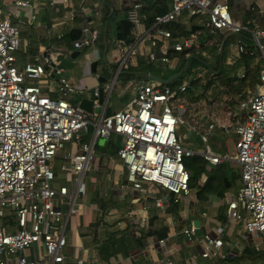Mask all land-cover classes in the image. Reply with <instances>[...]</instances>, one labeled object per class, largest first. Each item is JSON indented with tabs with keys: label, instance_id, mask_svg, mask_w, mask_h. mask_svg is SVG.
<instances>
[{
	"label": "built area",
	"instance_id": "1",
	"mask_svg": "<svg viewBox=\"0 0 264 264\" xmlns=\"http://www.w3.org/2000/svg\"><path fill=\"white\" fill-rule=\"evenodd\" d=\"M141 9V1L135 0L125 10L133 26V42H119L123 54L105 85L107 92L116 84L120 70L131 66L137 55L170 71L174 66L167 57L169 51L199 50L195 36L173 39L163 28L169 23H186L191 17L205 15V26L213 35H238L245 30L232 19L227 0H170L169 11L156 16L150 27H144ZM46 14L52 17L50 24L39 22ZM100 18L101 7L93 0H0V264H67L68 218L79 217L89 208L78 204L77 198L86 194L84 178L94 160L96 141L112 135L122 137L123 142L115 157L109 158L113 163L119 161L130 188L145 194L149 190L143 185L158 187L171 195L173 204L190 194L184 158L199 155L213 166L235 164L240 170V187L222 200L225 221L218 233L232 225L243 227L253 239L264 238V31L255 29L251 33L260 53L261 69L256 88L237 104L238 112L244 115L242 121L223 125L204 121L206 114L190 118L193 103L184 98L187 88L192 81H199L200 88L206 85L205 71L197 69L175 88L149 79L148 74L146 79L129 81V101L108 117L93 114L92 119L69 102L68 98L78 92L77 86L60 63L73 52L93 48L99 42ZM75 21L79 22L80 34L69 48L39 44L38 52L28 55L31 44L21 39L19 27L43 29L46 40L60 39ZM21 40L25 61L19 66L15 54ZM55 48L59 53L51 52ZM248 52L239 40L230 43L227 62L233 63ZM90 64L87 61V69ZM91 95L97 96L98 88ZM94 106L98 107L96 100ZM181 125L187 135L199 137L203 149L190 150L181 145L175 136ZM229 128L236 138L233 154L212 152L207 136L213 130ZM67 145H76L73 154ZM59 174H68L74 183L52 186ZM63 206L66 213L62 222ZM154 206L165 217L164 201L156 199ZM146 221L140 217L131 223L134 235ZM196 231L197 227L190 224L181 233L192 241ZM197 242L202 259L218 256L223 246L220 236L207 233ZM95 262L96 257L74 259V264Z\"/></svg>",
	"mask_w": 264,
	"mask_h": 264
},
{
	"label": "crops",
	"instance_id": "2",
	"mask_svg": "<svg viewBox=\"0 0 264 264\" xmlns=\"http://www.w3.org/2000/svg\"><path fill=\"white\" fill-rule=\"evenodd\" d=\"M93 1L99 4L101 7V18L99 19L98 23L100 30L102 28L103 39L102 41L99 40L98 48L95 46L85 50L83 54L80 52V57L72 62L74 65L79 62L83 63L84 65L87 63V61H90L91 63L95 62L96 72L91 74L90 67L88 69L84 68L82 76L77 80L70 78L77 86L78 92L74 95H71L68 100L71 104L74 103V106H78L81 98L88 95L92 97L91 92L93 89H99L102 87L104 97L103 108L98 106L97 112L94 113L95 115H100L105 112V107H110L112 112H115L124 106L123 103L122 106L120 105L116 109H113L110 98L107 101V91L105 89V85L109 82L112 74L114 73L111 72L110 66H116L120 56L123 54V50L119 41L115 40V37L113 36L114 18L119 15L124 16L126 8L135 0ZM245 2V6H248L250 3L255 5L257 12L262 19L261 22H256L254 24L255 28H259L264 31V0H245ZM105 5L109 7V17L108 19L106 18L105 20H102V16L104 15L103 6ZM42 20L45 21L44 24H46V21H52V17L50 14H46L41 17L40 21L42 22ZM77 27L79 28V26ZM144 27L140 28L139 31H141ZM42 40L43 43L38 42L37 45H44L45 42L47 46H51L49 43L52 40L51 38ZM109 41L113 48L110 54V62H107L106 53L108 51ZM261 41L263 44L264 39H261ZM252 43L255 47L253 40ZM55 46L59 45L55 44ZM139 49L140 52L143 53V47L141 46ZM254 51L258 54V56L251 63V65H253L255 61L261 63L260 53L256 47L254 48ZM101 54H103V56ZM139 58H142V56L137 55L132 58L131 66H136ZM24 61L19 64V66H21ZM101 62L103 63V69L100 71L99 63ZM104 73L108 74L109 78L107 82L100 84L99 77ZM241 75L244 76L243 69L238 70V76L243 78ZM53 96L56 97V95ZM237 98L238 95H235L234 97L230 95L220 96L219 101L220 104L223 103V107L221 108L223 112H220V116L212 114L213 112L211 115L206 113L207 118H204L208 121H217L219 124L223 125H233L235 122L242 121L244 119V115L238 112ZM210 100L211 102L208 103L207 106L209 109H214L213 106H215L216 102L215 100ZM91 117L93 119V115ZM217 130L224 133L229 131L232 133L231 128H229L227 131H224L223 129ZM193 137L196 136L190 135V139ZM98 140L102 142V145L105 142L104 139ZM115 144L118 146V148L121 147V145L118 144L117 139L115 140ZM95 156L96 158L93 160V165L91 167V180L93 181V184H85L86 194L84 197H81V202L89 208L81 216L75 217V223L77 226L79 225L75 228V232L78 235L76 237V245L73 247L67 242V253L69 255L67 264H74V259L76 258H95L96 246L100 241H102L106 232L109 230H112L113 228H121L127 224L131 225L133 221H137V219L140 217L146 218L148 220L150 217L149 209L153 207L154 201L156 199H162L166 209H168L170 206V195L158 187L150 186L149 191L145 194L142 192L133 191L125 180V175L123 174V170L121 169L122 167L119 161L113 163L110 160L109 157L112 158L115 157V155H110L107 152H95ZM236 191L228 194H233ZM93 198L107 202L104 205V209H99L94 203ZM220 204L221 202L219 200H211L210 203L203 207V210H201V207L198 205L196 200L194 191H191L190 194L178 204V211L175 217L170 214H165V217H163L158 211L162 224L168 227L170 231L166 238L151 239L144 249L130 251L126 256L118 255L117 257L110 260V264H163L166 261H171L173 264H203L204 260L198 255L200 246L197 242V238L199 239L203 234L206 233L211 237H222V234H225V237H227L230 241L233 238V228L235 226L229 227L220 235L218 233L221 224L216 219V213ZM154 210L157 211L158 209H156L154 206ZM190 224H193L197 227V231L195 232L194 239L192 241H189L186 236L181 233V230L189 227ZM242 239L243 240L240 243V246L243 249L245 247L252 248L250 243L254 241L253 238H251L245 232L244 238ZM160 241H163V243L161 244ZM224 244H226V246L230 245L232 247V244H230L229 241L225 242ZM243 249L238 251L233 248H225L223 245L218 256L223 257L226 254L227 257H237L240 255ZM28 255L31 256V253L29 252Z\"/></svg>",
	"mask_w": 264,
	"mask_h": 264
},
{
	"label": "trees",
	"instance_id": "3",
	"mask_svg": "<svg viewBox=\"0 0 264 264\" xmlns=\"http://www.w3.org/2000/svg\"><path fill=\"white\" fill-rule=\"evenodd\" d=\"M140 1L142 3V23L145 27H150L156 16L163 15L169 11L170 0ZM245 3V0H227L228 10L232 19L240 22L245 27V30L238 35L211 34L209 29L205 26L207 21L205 15L191 17L186 23H169L163 27L171 32L173 39L195 36L199 43V50L190 49L181 53H174L172 51L167 53V57L170 59L174 68L169 71V75L159 77L160 79L166 80L178 73L182 69L187 58L188 68L179 78L165 84L166 86L175 88L187 77L191 76L193 74L192 70L197 67L198 64H201L205 71L206 85L202 87L204 90L211 88L213 85H217L220 87L219 92L221 96L230 95L234 97L238 95L237 101L240 102L247 93L252 92L256 88L259 83L258 74L261 69V63L255 61V63L251 65L258 56L254 51L255 47L252 43L251 33L256 29L254 24L256 22H261L262 19L254 4L250 3L248 6H245ZM103 9L104 15L102 16V20H105L109 17V7L105 5ZM42 22L44 23L45 21L42 20ZM79 34V28L74 25V27L60 39H53L52 41L59 46L69 48L71 44L79 38ZM113 36L115 40L123 42L126 45H130L133 42V26L127 21L126 14L114 18ZM237 40H239L249 52L248 54L241 55L235 62L228 63L226 58L227 47L230 43L236 42ZM40 42L43 43V41ZM37 52L38 48L34 45H31L27 49L29 56H33ZM209 52L214 54L213 64H209L203 59ZM83 53L84 51H82V54ZM220 59L221 68L220 72L217 73ZM110 69L111 72H115L117 65L110 66ZM239 69H243L244 71L243 78L238 76ZM160 70H162L161 67L147 62L143 58H139L136 66L132 65L127 69L120 70L116 82L123 87L129 81L146 79L147 74L157 76V72ZM104 77L108 80L109 75L104 73ZM198 88H200L199 81L190 82L185 95L189 102L196 103L199 101L201 95L195 96L194 94ZM246 89L251 90L247 91ZM72 105H74V103ZM187 136L188 139H190V135ZM118 149L113 138L105 140L103 145L102 142L98 140L94 146V151L96 153L107 152L110 155H116ZM183 166L189 174L188 188L190 192L194 191L201 210H203V207L209 204L211 200H219L221 202L216 213V219L222 224L225 221V206L222 204V200L226 194L234 192L239 188L240 174L234 168L230 167L227 162L213 166L199 155L184 158ZM169 197L170 206L166 209V215L170 214L175 217L178 211V204H173L171 195ZM93 201L99 209H104V205L107 203L94 198ZM149 211L150 217L146 221L144 227L138 228L137 235L132 233L134 227L128 224L121 228H113L106 232L105 237L96 246L97 262L94 264H110V260L118 255L126 256L130 251L144 249L151 239L166 238L170 231L168 227L162 224L158 210L155 211L153 205ZM229 227H232V225ZM263 258L264 250L262 252L258 251L257 248L245 247L237 257H227L226 254L223 257L215 256L211 259H203V264H257L259 261L260 264H262Z\"/></svg>",
	"mask_w": 264,
	"mask_h": 264
},
{
	"label": "rangeland",
	"instance_id": "4",
	"mask_svg": "<svg viewBox=\"0 0 264 264\" xmlns=\"http://www.w3.org/2000/svg\"><path fill=\"white\" fill-rule=\"evenodd\" d=\"M39 22H40V19H39ZM47 24H50L51 21L48 20L46 21ZM75 26H79V22H75L74 23ZM98 27L100 28L99 26V23L97 24ZM112 26V25H111ZM19 31H20V36H21V39H26L31 45H34V46H37L38 47V42L40 41H43L42 39H44V37H46L45 35V32L43 31V29H37V30H32V29H27L25 27H19L18 28ZM111 30V28H110ZM101 34H100V40L102 41L103 39V34H102V28H101ZM53 40V39H52ZM50 41L49 43L52 45V48L55 46V43L53 41ZM46 41V40H45ZM22 43L23 41L21 40L20 42V46H19V51L15 54V57L17 59V64H21L23 61H24V54L22 53ZM98 44L99 42L95 45L97 46L98 48ZM44 45L45 42H44ZM94 46V47H95ZM112 46L110 44V41H109V45H108V51L106 53V60L107 62H110V54H111V50H112ZM263 48H264V43H263ZM90 51V50H89ZM53 54L55 53H59L57 51V49H52L51 51ZM103 56V54H101ZM69 59V58H68ZM203 59L208 62L209 64H213L214 62V54L212 52H209L208 54H206ZM158 67H161V66H158ZM84 68L87 69V66L86 64L84 65L83 63H76L74 65V67H72L71 70H66L65 71V75L69 78H72L73 80H77L79 77L82 76L83 74V71H84ZM99 68H100V71L103 69V63H99ZM162 70L158 71L157 72V76L158 77H162V76H165V75H169L168 72L169 70L161 67ZM194 69H197L199 72L200 71H204V68L202 67V65L198 64L197 67H195ZM204 79H205V75H204ZM33 83L29 82L28 85H32ZM202 89V90H201ZM246 90H251V89H246ZM220 91V87H218L217 85H213L211 88H207V89H203V88H198L194 94L195 96H199V93H200V98H199V101L198 102H192V106L190 107V118L192 119H198V118H201L202 115L204 114H215L217 116H220V112H223V110H221V108L223 107L222 104H220V99L219 97L221 96V93L219 92ZM243 91V90H242ZM129 87L128 85H125L123 87H121L120 85L117 84H114V87L112 89V92H111V95H110V102L113 106V109H116L118 106H122L123 103L124 105L129 101ZM186 95V94H185ZM184 95V98H186ZM237 97V96H236ZM215 100L216 104L213 108L209 109L208 108V103L211 102V100ZM235 99V98H234ZM236 100V99H235ZM209 110V111H208ZM219 111V112H218ZM205 118H203L204 120ZM207 120V119H205ZM204 120V121H205ZM208 121V120H207ZM209 122V121H208ZM207 122V123H208ZM175 136L177 139H179L181 145L187 147L188 149H192V150H197V149H203L204 148V144L202 142H200L199 140V137H193L192 139H188V136H187V129L185 126L181 125L178 127V130L175 132ZM235 136L229 131L227 133H224V132H221V131H218V130H213L210 132V134L207 136V145L209 146L210 150L214 153H218L219 155H222L224 153H228V154H233L234 152V138ZM111 138H113V140H116L117 139V142L119 145H122V142H123V139L122 137H115L114 135L111 136ZM70 153L73 154V152L75 151L76 149V145H67V148H66ZM96 158L95 154H94V159ZM62 162L61 161H58L57 162V165L58 166H61ZM93 165V162H91L90 164V167L85 175V178H84V183L87 185V184H93V181L91 180V167ZM230 167L234 168L239 174H240V170L239 168L233 164V163H230L229 164ZM60 177L59 179H55L51 184L52 186L54 187H58L59 185H65V186H68V185H72L74 183L73 181V177H70L68 174L67 175H64V174H59ZM89 184V185H90ZM143 187L147 190H149V187L150 186H147V185H143ZM155 187V186H154ZM82 201V198L81 197H78L77 198V203H81ZM63 209V217H62V222L64 221L65 219V206L62 207ZM243 217L247 218V216L242 213ZM79 226V225H78ZM75 223V217L73 216H70L68 218V221H67V224H66V229H65V237H66V240L68 242V244H71V246L73 247L74 245H76V237H77V233L75 232V228L78 227ZM244 234H245V229L241 226H235L233 228V238L231 239V241L225 237L226 235L222 234V237H221V240L223 242V245L224 247H228V249H236L238 251H240L241 249H243L241 246H240V243L242 242V238H244ZM230 244H232V247L230 245L226 246V244H224L225 242H228ZM250 246L253 247V248H257L258 251H262L264 250V238L262 237H259V238H255L254 241H252V243H250ZM230 247V248H229ZM68 248V245L67 247L65 248V251L67 250ZM257 264H260V261L257 262Z\"/></svg>",
	"mask_w": 264,
	"mask_h": 264
},
{
	"label": "water",
	"instance_id": "5",
	"mask_svg": "<svg viewBox=\"0 0 264 264\" xmlns=\"http://www.w3.org/2000/svg\"><path fill=\"white\" fill-rule=\"evenodd\" d=\"M45 55H46V53H43V56H45ZM78 57H80V52H77V51L73 52L68 60H62L61 61L60 67H62L64 70L72 69V67L74 66V63L72 61L76 60ZM95 68H96V63L95 62L91 63V65H90L91 74H94L96 72ZM187 68H188V58L186 59L182 69L178 73L174 74L173 76L169 77L166 80H162L159 77L152 75V74H148V76H149V79H151V80L158 81V82L163 83V84H168V83L176 80L177 78H179L187 70ZM220 68H221V59H220L219 68H218L217 73L220 72ZM106 80H107V78L104 77V74H102L99 77L100 84H103V82L105 83ZM111 92H112V89L106 93L107 101L110 98ZM95 100L97 101L98 106L103 107L104 97H103V88L102 87L98 89V95L97 96L91 97L88 95L86 97L81 98L79 103H78V108L80 110H82L83 112L87 113L88 115H93L98 110V108L94 106ZM111 114H112L111 108L106 107L105 112H104V117H108Z\"/></svg>",
	"mask_w": 264,
	"mask_h": 264
}]
</instances>
